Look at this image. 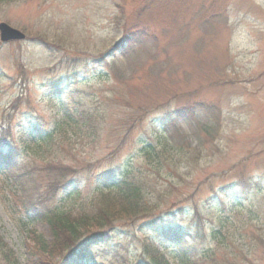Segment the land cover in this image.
<instances>
[{
    "label": "rangeland",
    "instance_id": "rangeland-1",
    "mask_svg": "<svg viewBox=\"0 0 264 264\" xmlns=\"http://www.w3.org/2000/svg\"><path fill=\"white\" fill-rule=\"evenodd\" d=\"M0 22L27 35L0 41V151L18 147L17 164L33 161L41 184L24 193L0 168V264L39 261L30 231L52 234L36 216L88 209L109 188L101 173L121 166L149 176L151 217L183 206L171 218L184 233L204 225L217 264H264V0H0ZM115 87L107 107L101 100ZM79 103L106 107L98 142L71 127L46 147H25L39 117ZM179 107L194 112L161 120ZM138 139L169 149L162 168L143 162ZM52 157L79 171L55 194L43 173ZM242 179L254 186L242 189ZM140 221L122 223L121 242L92 249L84 263L134 264ZM205 243L195 239L192 253ZM177 247L163 238L153 250L167 258Z\"/></svg>",
    "mask_w": 264,
    "mask_h": 264
},
{
    "label": "trees",
    "instance_id": "trees-1",
    "mask_svg": "<svg viewBox=\"0 0 264 264\" xmlns=\"http://www.w3.org/2000/svg\"><path fill=\"white\" fill-rule=\"evenodd\" d=\"M142 31L138 29L131 31L130 34L138 39L143 34ZM122 42L123 40L119 43ZM101 62L107 63V57H103ZM73 78L80 80L81 75L75 73ZM115 88L114 92L104 96L101 100L103 104L106 100L107 107H111L115 101L116 93L119 92V88ZM84 98L86 97L84 96ZM105 108L104 106V109L99 110L97 107L87 106V103H79L74 105V109L67 107L63 114L53 115L49 121L39 117L36 125H32V128L27 130L29 141L25 140L23 144L25 147L32 148V150L46 147L47 141L51 142L56 133H62L61 135L66 133L67 135L71 127L83 132L86 137L91 139L90 142L96 143L103 137V131L108 125L106 123L107 113ZM193 112V107H179L168 113H162L161 120L165 122L169 120L170 122L179 117L191 115ZM48 126L50 127L48 128ZM137 146L143 162H155L158 169L162 168L163 163L169 160V155H167L169 149L165 147L159 151L160 149L157 146L144 139H138ZM17 152L18 147L0 151V168L2 172L24 193H28L32 187L36 190L41 189V184H37L38 177L34 175L37 171L36 164L33 161L28 164H17ZM51 160L56 166L54 168L48 165L46 172H43L45 173V177L44 175L43 177H50L48 180L49 191L52 190V194H55L60 187L67 184L68 179H70L68 177L72 178L70 183L76 179L73 176L79 171L71 166L63 167V164L57 162L53 157ZM88 164L90 166L91 161ZM108 173H111V177H106ZM100 178L109 183V188H106V190L97 189L96 196L92 201L97 198H99V201L93 202L88 209L84 207L78 210L77 213L71 210L58 211L50 209L36 216V219L47 222L51 230L52 240L46 241L44 236L37 234L36 231H30L34 236L35 247L43 253L42 256L46 255L45 257L39 255L41 259L33 264H52L48 262V258L51 257H61L63 264H86L84 262L89 258L92 249L101 245H114L115 242H121L119 235L125 230H122L118 235V227L122 223L128 222L130 224L145 217L148 219L140 221L138 233H132L133 239L141 245V251L134 264H217L215 261H217L218 249L208 246L210 239L204 225H201V227L198 225L194 233L189 231L184 233L182 228L176 225L175 219L171 218L183 214V206L175 205L176 208L171 209L172 211L168 210L164 214L150 216L154 208L149 206L147 201L151 192L148 175L133 172L131 166H126V169L121 166L109 172L101 173ZM239 185L242 189L254 186L246 179L239 181ZM111 188L113 189L109 190ZM195 214L199 216L198 211ZM166 215L167 217H165ZM126 231H131V229ZM215 234L216 232H214ZM198 237L204 240V243L207 242L205 244L208 248L203 247L202 251L192 253L195 244L192 247H190V244L194 243ZM163 238L167 242L175 243L178 246L176 253H169L170 256L167 258L165 253L154 252L153 250L155 249V242H161ZM226 246L231 248L230 250L234 252V258L236 259L240 254L239 249L229 243ZM225 260V264H237Z\"/></svg>",
    "mask_w": 264,
    "mask_h": 264
},
{
    "label": "water",
    "instance_id": "water-1",
    "mask_svg": "<svg viewBox=\"0 0 264 264\" xmlns=\"http://www.w3.org/2000/svg\"><path fill=\"white\" fill-rule=\"evenodd\" d=\"M26 37L27 36L23 31L9 25L6 22H0V40L3 43L25 40Z\"/></svg>",
    "mask_w": 264,
    "mask_h": 264
}]
</instances>
